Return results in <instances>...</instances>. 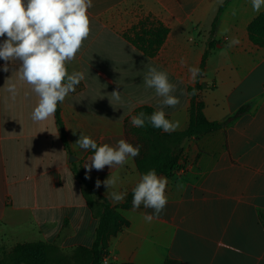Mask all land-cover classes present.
I'll return each instance as SVG.
<instances>
[{"label": "crops", "instance_id": "1", "mask_svg": "<svg viewBox=\"0 0 264 264\" xmlns=\"http://www.w3.org/2000/svg\"><path fill=\"white\" fill-rule=\"evenodd\" d=\"M139 1L152 7L143 17L129 16ZM224 1L92 0L91 33L67 64L69 74L82 73L83 79L59 103L62 131L55 115L40 122L32 119L39 98L20 79V62L0 59V226L29 242L89 251L102 200L88 193L83 179L119 214L106 238L109 264H264V46L254 45L247 30L264 7L256 13L251 0H231L220 13L213 36L218 44L199 83L205 87L200 98L206 121L224 125L186 139L183 168L171 177L159 175L168 180V203L159 218L146 222L144 214L153 209L143 205L121 207L141 177L132 157L123 167L88 172L84 165L94 153L76 144L81 133L98 146L127 141L126 124L137 107L160 110L163 98L144 84L150 67L167 72L175 85L172 95L179 99L175 107H163L178 125L164 132L184 131L190 118L187 89L194 86L188 69L199 68ZM150 14L169 29L152 58L123 38ZM232 37L240 43L230 48ZM5 63L8 72L3 71ZM10 84L16 85L14 98L7 91ZM113 91L121 92L119 102L112 100ZM110 175L119 180L107 188L103 181ZM112 192L124 193L123 202L114 203Z\"/></svg>", "mask_w": 264, "mask_h": 264}, {"label": "clouds", "instance_id": "2", "mask_svg": "<svg viewBox=\"0 0 264 264\" xmlns=\"http://www.w3.org/2000/svg\"><path fill=\"white\" fill-rule=\"evenodd\" d=\"M251 5L253 11L259 13L264 7V0H251ZM91 7L92 0H0V37H6L0 43V59L5 62H20V79L31 85L32 91L39 98L32 113L34 121H45L53 117L58 104L69 93L74 92L83 79L82 73L69 74L67 64L75 59L91 33L88 13ZM226 31L224 29L218 32V38L224 36ZM239 43L238 37H232L228 47L237 46ZM180 64L183 67L186 61L182 58ZM3 71H9L7 63ZM188 71L193 84L198 76L203 75L198 67H190ZM144 84L163 98L162 107L150 116L143 112L132 115L131 124L134 127H144L147 120L154 128L165 132L175 131L178 125L167 119L163 110L164 106L175 107L179 103L178 97L172 95L175 85L170 83L167 72L150 67L144 77ZM7 91L14 98L16 85H8ZM110 95L112 100H121L119 91H113ZM190 95H196L195 88ZM76 144L81 149L92 150L94 153L90 163L84 165L88 172L93 168L101 171L105 166L111 169L116 166L123 167L128 163L129 157L135 158L140 152L139 146H133L124 139H120L114 146L107 143L98 146L94 139L82 133ZM118 180V176L110 175L103 184L107 188L114 187ZM167 184V178L158 176L155 169H152L143 174L133 188V209H139L141 205L153 209L152 214H144L146 222L159 218L165 209L168 203L165 194ZM100 186L101 181L97 180L96 187ZM109 197L114 203H120L123 202L125 194L112 192Z\"/></svg>", "mask_w": 264, "mask_h": 264}, {"label": "trees", "instance_id": "3", "mask_svg": "<svg viewBox=\"0 0 264 264\" xmlns=\"http://www.w3.org/2000/svg\"><path fill=\"white\" fill-rule=\"evenodd\" d=\"M231 0H225L218 8L217 14L212 21L211 29L209 33L208 48L203 54L199 69L204 72L206 60L209 57L210 51L213 50L218 42L213 39L216 24L218 18L224 6ZM250 41L259 47L264 46V11L257 15L247 27ZM169 29L161 21L152 16L145 17L134 24L130 29L123 33V38L144 56L152 58L154 57L162 44L164 43ZM202 76L197 77V81L192 87H188L187 93L190 95L193 88L196 90V95H190V108H189V124L188 127L182 132L165 133L162 129L154 128L147 120L145 121L144 127H134L130 122L126 124V139L127 142L133 146H139V155L134 158L135 166L137 171L142 176L148 171L155 169L157 175H163L166 177L173 176L176 172L183 168L181 164L184 162L183 159V148L182 143L186 139L198 138L202 135L209 134L220 130L224 123L209 122L206 121L203 109L204 104L200 98V92L205 89L199 83ZM209 89V88H208ZM244 109H241L242 112ZM59 104L57 111L54 114L57 123L59 124L61 131V121L59 116ZM156 110L147 105L137 107L133 115H137L140 112L145 113L146 116H150ZM168 119V117L166 116ZM62 138L64 135L62 132ZM163 140L169 143L168 148L165 149ZM150 144L149 153L144 156L146 144ZM164 150V151H163ZM180 159L182 160L180 163ZM86 188L96 194L95 190L91 188L82 179ZM100 197V196H99ZM101 198V197H100ZM102 199V198H101ZM133 200V191L129 194L122 208L130 206ZM103 201V214L100 217L99 225L95 233V241L90 249L92 264H101L102 259L108 255L106 250V238L112 224V214L114 208L109 207L108 202ZM169 264H175L173 262Z\"/></svg>", "mask_w": 264, "mask_h": 264}, {"label": "rangeland", "instance_id": "4", "mask_svg": "<svg viewBox=\"0 0 264 264\" xmlns=\"http://www.w3.org/2000/svg\"><path fill=\"white\" fill-rule=\"evenodd\" d=\"M158 1L163 2L164 0ZM169 6L172 7L173 5H165V7ZM116 7L118 12V10H120L119 5L114 6V8ZM151 7L152 6L150 5L141 4L139 1L138 6H133V11H130L128 15L134 18L143 17L147 14V9ZM157 8L158 6H155V9ZM150 16L154 17V15L152 14H150ZM196 40V38H193L192 42H195ZM163 145L165 147L164 150H166V148H168L169 146V143L166 140H163ZM149 149L150 144L147 143L145 146L144 156L149 153ZM181 161L182 160L180 159V163ZM88 193L94 194L90 190ZM95 195L100 198L98 194ZM101 200H105L106 202H108V200L104 198H102ZM108 204L110 207V202H108ZM101 205L102 208L98 213L100 217L103 214V201L101 202ZM92 206L93 208H95L93 202ZM118 215L119 214L114 211L111 218L112 222H114V220H118ZM0 264H92V257L90 250L84 251L82 249L64 247L56 244L46 243L43 241L29 242L26 240V236H24L23 234L20 235L18 231L6 226H0Z\"/></svg>", "mask_w": 264, "mask_h": 264}, {"label": "built area", "instance_id": "5", "mask_svg": "<svg viewBox=\"0 0 264 264\" xmlns=\"http://www.w3.org/2000/svg\"><path fill=\"white\" fill-rule=\"evenodd\" d=\"M107 256H108V255H107ZM107 256L104 257V259H103V261H102V264H109Z\"/></svg>", "mask_w": 264, "mask_h": 264}]
</instances>
